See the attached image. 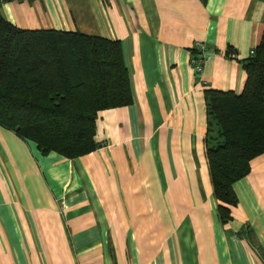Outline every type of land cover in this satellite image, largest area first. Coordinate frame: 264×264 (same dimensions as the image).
Here are the masks:
<instances>
[{
    "label": "crops",
    "instance_id": "obj_1",
    "mask_svg": "<svg viewBox=\"0 0 264 264\" xmlns=\"http://www.w3.org/2000/svg\"><path fill=\"white\" fill-rule=\"evenodd\" d=\"M0 13L119 42L133 97L72 161L0 127V264H264V156L227 224L206 156V92L243 93L264 0H0ZM196 44L210 55L200 78Z\"/></svg>",
    "mask_w": 264,
    "mask_h": 264
},
{
    "label": "trees",
    "instance_id": "obj_2",
    "mask_svg": "<svg viewBox=\"0 0 264 264\" xmlns=\"http://www.w3.org/2000/svg\"><path fill=\"white\" fill-rule=\"evenodd\" d=\"M243 68L241 95L206 92V156L222 224L238 206L236 184L264 156V32ZM132 104L119 42L22 31L0 13V127L34 143L43 155L72 161L101 148L96 134L102 112Z\"/></svg>",
    "mask_w": 264,
    "mask_h": 264
},
{
    "label": "built area",
    "instance_id": "obj_3",
    "mask_svg": "<svg viewBox=\"0 0 264 264\" xmlns=\"http://www.w3.org/2000/svg\"><path fill=\"white\" fill-rule=\"evenodd\" d=\"M3 2H17L19 0H2ZM194 50L199 53L198 58L194 61V72L196 74V77L200 78L203 74L204 66L207 63V61L210 59V55L205 49V47L201 44H196L194 47ZM255 53V50L252 51L251 56H253Z\"/></svg>",
    "mask_w": 264,
    "mask_h": 264
}]
</instances>
